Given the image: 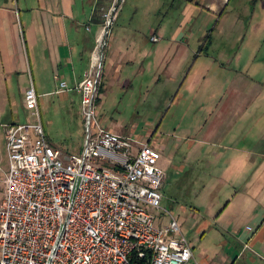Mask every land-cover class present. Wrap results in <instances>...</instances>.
Returning <instances> with one entry per match:
<instances>
[{
    "label": "crops",
    "instance_id": "crops-1",
    "mask_svg": "<svg viewBox=\"0 0 264 264\" xmlns=\"http://www.w3.org/2000/svg\"><path fill=\"white\" fill-rule=\"evenodd\" d=\"M128 1L113 24L98 112L117 100L116 87L133 88L149 71L148 88L173 87L168 110H184L177 134L147 142L173 151L182 182L198 188L185 209L193 217L175 214L183 229L196 228L201 250L193 245V263L264 264V0H182L179 19L155 9L140 39L118 29ZM113 2L0 0V117L7 116L0 127L18 122L33 85L41 113L46 98L81 103L78 87ZM161 166L164 187L170 168Z\"/></svg>",
    "mask_w": 264,
    "mask_h": 264
},
{
    "label": "built area",
    "instance_id": "built-area-1",
    "mask_svg": "<svg viewBox=\"0 0 264 264\" xmlns=\"http://www.w3.org/2000/svg\"><path fill=\"white\" fill-rule=\"evenodd\" d=\"M125 1L104 11L78 87L82 151L63 154L49 142L34 85L25 100L37 121L2 124L10 166L0 203V264H189L195 258L179 218L166 210L163 222L151 211L165 209L161 149L99 120L106 53ZM60 85L71 87L65 80Z\"/></svg>",
    "mask_w": 264,
    "mask_h": 264
},
{
    "label": "rangeland",
    "instance_id": "rangeland-1",
    "mask_svg": "<svg viewBox=\"0 0 264 264\" xmlns=\"http://www.w3.org/2000/svg\"><path fill=\"white\" fill-rule=\"evenodd\" d=\"M222 1L225 4L230 0ZM181 2L182 0H129L118 29L122 30V33L128 34V36L134 35V37L140 39L143 31L151 26L150 24L156 18L155 9L169 10L171 20L174 17L179 19ZM136 7L139 8L137 13H135ZM194 33L195 37H198L199 32L194 30ZM151 76L152 72L149 71L145 78L141 76L139 80L136 79L135 87L127 88V90L116 87L111 92L110 98L112 101L114 98H117V100L109 105L107 103L105 109H101L102 114L99 113V120L105 126H115L119 131L124 132L126 135L131 134L139 140L147 141V139H151L153 143L161 134L162 138L166 140L165 143H168V134H177V122L180 118L182 119L183 106L178 110L176 106L168 110L169 101L172 97L170 90H173V87H166V92L162 91L157 85L150 89L147 81L151 79ZM166 100L167 103H165ZM18 106L19 110L16 112L18 122L37 121L36 117L31 114L29 109L27 110L22 102ZM42 114L48 136L63 149V152L80 153L82 151L85 144L86 127L78 98L74 97L70 101H65L59 96L46 98ZM6 118L7 116L5 118L0 117V123ZM5 134V130L0 127V203L5 194V179L10 166ZM174 154L173 151L167 149L163 152V157L160 160V163L162 161L168 162L170 168L167 171L166 184L161 189L164 196L162 206L165 209L162 211L151 209L155 216L163 222L169 221L168 211L180 215L181 218H187L190 214L192 218L193 211L189 210L186 213L185 209H190L187 205L192 204V201L196 202L198 197L195 194L198 191L196 185L182 182L186 175L181 174L178 167H176L179 165L177 164L179 158L174 159ZM170 161L172 162L170 163ZM184 232L192 244L201 250L196 228H191L188 225L185 227ZM191 263L193 261L189 262V264Z\"/></svg>",
    "mask_w": 264,
    "mask_h": 264
}]
</instances>
